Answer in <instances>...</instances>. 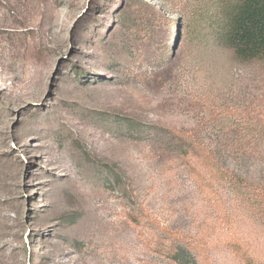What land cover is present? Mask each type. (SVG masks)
Segmentation results:
<instances>
[{"label":"rangeland","instance_id":"1","mask_svg":"<svg viewBox=\"0 0 264 264\" xmlns=\"http://www.w3.org/2000/svg\"><path fill=\"white\" fill-rule=\"evenodd\" d=\"M237 1L0 0V264H264Z\"/></svg>","mask_w":264,"mask_h":264},{"label":"trees","instance_id":"2","mask_svg":"<svg viewBox=\"0 0 264 264\" xmlns=\"http://www.w3.org/2000/svg\"><path fill=\"white\" fill-rule=\"evenodd\" d=\"M138 15L142 18L145 15L141 8ZM218 42L223 50L233 52L235 57L243 62L264 63V0L233 2L227 18L220 24ZM181 146H186L207 159L205 151L191 139L183 141Z\"/></svg>","mask_w":264,"mask_h":264}]
</instances>
